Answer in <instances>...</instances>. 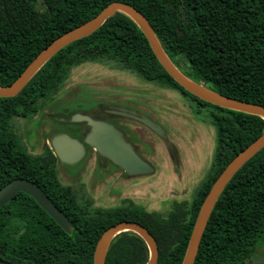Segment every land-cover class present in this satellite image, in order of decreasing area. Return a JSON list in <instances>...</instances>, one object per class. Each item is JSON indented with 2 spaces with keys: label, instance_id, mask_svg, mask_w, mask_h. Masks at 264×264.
<instances>
[{
  "label": "trees",
  "instance_id": "1",
  "mask_svg": "<svg viewBox=\"0 0 264 264\" xmlns=\"http://www.w3.org/2000/svg\"><path fill=\"white\" fill-rule=\"evenodd\" d=\"M111 1L126 2L147 19L164 53L181 59L187 75L230 98L264 107V0H0V86L11 83L50 41L96 15ZM112 64L160 89L176 90L214 128L210 165L187 203L168 215L134 206L90 209L63 185L55 157L44 146L26 150L14 120L38 112L50 117L72 69ZM264 129L259 115L205 102L162 68L138 26L116 11L90 34L56 51L11 97H0V187L13 178L36 183L71 225L63 230L33 198L16 192L0 206V264H92L101 232L119 220L144 226L157 245L155 264H180L197 210L211 183L233 156ZM264 243V146L232 174L219 193L192 264H243ZM148 249L124 230L109 241L104 264H144Z\"/></svg>",
  "mask_w": 264,
  "mask_h": 264
},
{
  "label": "rangeland",
  "instance_id": "2",
  "mask_svg": "<svg viewBox=\"0 0 264 264\" xmlns=\"http://www.w3.org/2000/svg\"><path fill=\"white\" fill-rule=\"evenodd\" d=\"M173 64L189 77V69L181 59ZM69 92L70 97L55 104L56 111L62 107L65 110L85 111L95 103L115 100L116 103L131 106L159 125L162 137L160 139L140 123L104 117L121 132L125 130L128 140L125 139L134 149L136 147V153L150 163L153 171L132 176L128 181L129 178H124L119 168L103 164L101 177L98 178L93 164L94 155L90 154L71 165L55 161L61 182H69L73 186L81 183L79 191L90 197L93 203L99 197L100 190L104 192L112 188L113 191L116 188L117 192L107 193L111 196L109 204H117L120 209L123 206L122 200L129 198L145 210L158 212L162 216L169 214L174 202L187 203L190 200L210 165L214 128L205 115L193 113L194 104L186 96L176 90L160 89L145 83L134 74L112 64L96 63H86L72 69L55 101ZM56 114L52 115L53 118ZM125 117L128 118L127 115ZM51 119L37 112L34 118H18L13 121L14 132L21 137L28 152L39 153L43 144L48 145L47 139L54 131L51 128L67 130ZM28 134L33 141L32 146L26 140ZM202 136L207 138L203 139ZM70 174L75 175L79 182H73L75 178H68ZM243 264H264V243L255 248Z\"/></svg>",
  "mask_w": 264,
  "mask_h": 264
},
{
  "label": "water",
  "instance_id": "3",
  "mask_svg": "<svg viewBox=\"0 0 264 264\" xmlns=\"http://www.w3.org/2000/svg\"><path fill=\"white\" fill-rule=\"evenodd\" d=\"M116 11L128 16L138 26L159 64L184 90L205 102L228 109L259 115L264 119V107L262 105L219 94L209 90L201 82L197 83L181 73L164 53L144 15L128 3L122 1L109 2L90 19L50 41L29 61L11 83L6 86H0V97H11L16 95L30 76L50 56L66 44L90 34L105 18L111 16ZM124 115L141 123L156 136L162 137V129L148 117L139 115L135 112L125 113ZM72 119L83 121L88 126V131L83 138V143L92 146L98 156L109 160L122 169L124 175L136 176L148 174L153 171V167L150 163L136 153L134 146L127 141L122 132L110 122L102 119H93L88 115L78 113L74 114ZM51 144L55 155L62 162H76L84 155L83 145L64 133L52 136ZM263 146L264 129L258 137L236 153L213 180L197 210L180 264H192L204 226L219 193L238 167ZM18 191L33 198L38 206L63 230L67 231L69 229L71 223L68 218L53 204L36 183L28 179L17 177L2 185L0 187V206L6 203ZM124 230L133 231L144 241L148 249V258L144 264L156 263L157 245L148 230L135 221L119 220L106 227L97 238L92 254V264H104L105 252L110 239L116 233Z\"/></svg>",
  "mask_w": 264,
  "mask_h": 264
},
{
  "label": "flooded vegetation",
  "instance_id": "4",
  "mask_svg": "<svg viewBox=\"0 0 264 264\" xmlns=\"http://www.w3.org/2000/svg\"><path fill=\"white\" fill-rule=\"evenodd\" d=\"M111 101L112 102L95 103V104L91 105V107L89 109H87L85 111H79V110H76V109L75 110H65L62 107L61 111L58 112L54 118H53L54 115L51 117L52 118L51 120H52V122H54V123H56L58 125L64 126L67 130L66 131H64V130H55L54 128H51V130H54V131L52 132V134H50L49 138L47 139L48 145L43 144L42 148L44 146L48 147L49 150L52 152V155L55 157V161H57L58 163H64V164H69V165L74 164L76 162H79L81 159L84 160L85 157H88V156H90V154H93L94 155V161H93L94 169L98 173V178L101 177L103 164L106 165L107 167H111L112 166V167L119 168L118 166H116L113 163H111L109 160L98 156L97 152L95 151V149L92 146H89V145L83 143V138H84L85 134L88 131V126L83 121H78V120L72 119V116L74 114L78 113V114L88 115L89 117H91L93 119H103L105 121H107V120L104 119V117H108V118L113 117V118H121L123 120H126V122H128V121L137 122V121H135V120H133V119H131L129 117L128 118L125 117L124 114L125 113L128 114L130 112H135V113H137L139 115H143L142 113L134 110L131 106H129V105L125 104V103H123L124 104L123 105V104L116 103L115 100L114 101L111 100ZM36 115H37V112L34 113L33 115H31L30 118H34V117H36ZM143 116H145V115H143ZM110 123H112V122H110ZM137 123H139V122H137ZM122 132H123L125 138L127 139V134H126L125 130L124 131L122 130ZM59 133H64V134L68 135L69 137L76 139L78 142H80L83 145L84 155H83V157L80 160H78L76 162H72V163H66V162L60 161L57 158V156L54 153L52 144H51V138L55 134H59ZM26 140L28 142L30 141V145L32 146L33 141L31 139V137H29V134L26 135ZM135 149H136V147H135ZM34 154H36V153H34ZM108 163L110 164V166H108L109 165ZM120 170L122 172V176L124 178H129L128 181H130V177H132V176H126V175L123 174L122 169H120ZM67 176L70 179L75 178L73 182H79V181L76 180L77 178L75 177V175H71L70 174V175H67ZM100 180H101V178H100ZM128 181L126 182L127 185H128ZM61 183L63 185H65L66 187L70 188V190L73 189L74 192L77 193V195H80V197H83L84 200H85V205H87V208H89V210H90V208L92 206H93V208L101 210V211L109 210L111 208H115V207L119 206V205L114 204V203L113 204H109L108 203V200H109V198H111V196L108 195L107 193L117 192L116 188L113 191L111 190L112 188H109L108 190H105L104 192H102L100 190L99 195H98L99 197L93 203L92 199L90 197H86L85 194L82 195L81 191H79V187H81V183H78L76 186H73V185L69 184V182H67V183L66 182L65 183L61 182ZM129 185L132 186L133 184H129ZM122 205L123 206L121 207V209H123V211H121V212H126V211L129 212V210L133 209L134 206L141 207L143 210H145L142 206H139V205H136L135 203H133V201L131 199H129V198L123 199L122 200Z\"/></svg>",
  "mask_w": 264,
  "mask_h": 264
},
{
  "label": "bare ground",
  "instance_id": "5",
  "mask_svg": "<svg viewBox=\"0 0 264 264\" xmlns=\"http://www.w3.org/2000/svg\"><path fill=\"white\" fill-rule=\"evenodd\" d=\"M190 79H191V78H190ZM192 80H193V79H192ZM202 138L205 139V138H207V136H206V137H203V136H202ZM207 149H208V147H207ZM206 153H207V151H206Z\"/></svg>",
  "mask_w": 264,
  "mask_h": 264
}]
</instances>
